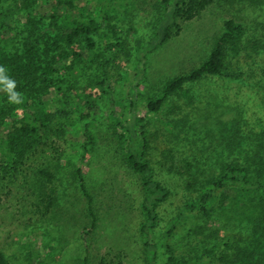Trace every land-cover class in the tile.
<instances>
[{"label":"rangeland","instance_id":"obj_1","mask_svg":"<svg viewBox=\"0 0 264 264\" xmlns=\"http://www.w3.org/2000/svg\"><path fill=\"white\" fill-rule=\"evenodd\" d=\"M13 1H3L2 8ZM76 1L74 17L81 13L82 5H86L84 16H93L100 30L93 32L95 46L89 55L76 62L69 73L62 70L61 78H58L67 77L69 82H61L65 88L78 82L75 89L67 90L74 101L82 99L84 102L93 86L92 81L108 74L105 87L109 93L99 99L95 112L87 119L80 118L78 113L56 118L52 133L41 137L36 156L14 176L0 170V248L9 255L11 264H83L86 256L88 264H101L102 259L105 264H145L147 235L137 226L146 219L141 207L142 173L125 162L123 153L129 134L126 125L131 118L130 98L135 97L136 113L150 120L151 130L157 138L150 156L156 164H161L158 161L165 159V151L173 148L178 158L185 157L203 166L200 179L209 177L214 172L215 150L219 149L211 131L214 120L232 121L238 114L252 126H246L245 132L264 125V60L261 55V51L264 52V6L236 0H214L192 18L177 19L180 28L177 30L172 26L174 34L150 50L145 45L161 17L155 7L157 0H137L136 4L134 0ZM57 4L64 12V2L36 0L34 5L21 6L11 14L9 24L16 34L15 49L26 51L23 44L26 39L20 41L18 34H28L27 17L33 15L38 19L44 16L39 27L41 31L47 30L51 11L57 8ZM228 18L242 22L250 32L236 44V49H240L242 61L239 65L244 72V83L208 76L187 83L162 109L148 110V100L158 98L170 79L191 71L208 58ZM2 38L0 34V40ZM254 42L262 43L263 47L256 51L252 47ZM117 43L122 44V48L116 46L112 56L111 51ZM14 46L8 47V54L16 51ZM55 96L56 90L47 95L50 98ZM191 98L193 104L170 113L177 103L184 105ZM83 102L81 111L86 112ZM189 111L194 112V116ZM85 122H89L93 137V142L86 148ZM2 158L0 152V164ZM43 166L60 169L68 186L48 210L45 193L43 188L37 189L39 181L35 177L36 168ZM78 168H81L83 182L91 195V204L80 188ZM160 178L166 179L173 193L159 206L152 229L151 236L158 243L156 264L165 263L167 242L178 244L177 253L186 256L191 250L190 247L184 249L188 244L202 252L193 238L183 236V226L238 225L219 220L214 217V211L207 216L190 214L184 205L194 195L186 189L183 180L162 169ZM179 215L183 219L177 223L175 234L167 238V231ZM94 217V232L87 249L82 232L93 224ZM199 234V237L203 236Z\"/></svg>","mask_w":264,"mask_h":264},{"label":"trees","instance_id":"obj_2","mask_svg":"<svg viewBox=\"0 0 264 264\" xmlns=\"http://www.w3.org/2000/svg\"><path fill=\"white\" fill-rule=\"evenodd\" d=\"M3 1L6 0H0V34L3 37L0 40V152L3 156L0 170L14 176L29 159L36 156L41 137L52 133L56 118H67L77 113L83 119L92 116L99 99L109 93L105 87L108 74L92 81L93 86L84 102L82 99L74 101L67 90L75 89L74 85L78 82L71 87L68 84L65 88L61 82L68 81L67 77L58 78L62 70L69 73L75 63L81 62L95 46L92 35L94 31L100 30V25L93 16H84L86 5H82L81 13L74 17L73 10L77 8V1L58 0L59 3H65V11H61L57 4V8L51 11L50 27L42 31L39 23H43L44 16L37 19L29 15L26 22L29 26L28 34H18L20 41L26 39L23 42L26 51L19 52L18 47L15 49L14 46L16 34L9 24L11 14L21 6L34 5L36 0H15L5 9L1 6ZM134 1L136 4L137 0ZM213 1L157 0L155 7L161 17L158 26L151 32L146 48L153 50L162 45L174 34L172 26L177 30L180 28L177 19L192 18ZM236 1L264 6V0ZM223 26L208 58L191 71L170 79L158 98L148 100V110L162 109L187 83L208 76L244 83V72L239 65L242 61L240 49H236V44L250 32L242 22L233 18L226 19ZM10 46H14L16 51L8 54ZM116 46L122 48V44L117 43L111 51L112 56L115 55ZM261 46L262 43L254 42L252 47L258 51ZM261 55L264 60L263 51ZM250 86L255 87V84ZM53 90H56V96L47 97ZM81 102L85 104L86 112L81 111ZM188 104H193L192 98L184 105L177 103L170 113H177L182 110L181 106L187 108ZM130 107L131 118L126 125L129 134L123 153L125 162L133 170L142 173L144 191L141 207L146 213V219L142 225L137 226L147 235L144 243L145 264H156L158 243L151 236L152 229L159 214V206L173 193L166 179L160 178L161 169L172 177H180L186 189L194 195L184 205L190 214L207 216L214 211V217L219 220L238 224L183 226V236L193 238L201 246L202 252L188 244L184 249L190 247L191 250L188 251L189 256H186L177 253L178 244L167 242L168 255L163 264H264V125L245 132V127L250 124L238 114L232 121L214 120L211 131L219 145V149L215 150L214 172L200 179L203 166L185 157L178 158L173 148L168 149L167 153L165 151V159L158 161L161 164H156L150 156L153 142L157 140L151 130L150 120L136 113L137 102L134 96L130 98ZM189 113L192 116L195 114L191 111ZM189 113L186 115L189 116ZM83 127L86 148L87 144L93 142V137L89 122H85ZM36 169L35 177L39 181L37 189L43 188L48 210L56 204L61 191L68 190V186L60 169L52 170L48 166ZM77 173L80 188L90 198L91 204V195L83 182L81 168L77 169ZM91 213L93 217L92 210ZM182 219V215L174 218L173 225L167 231V238L175 234L177 223ZM94 227L95 217L93 224L82 232L87 249ZM199 233L203 236L199 237ZM83 261V264H88V257ZM0 264H11L9 255L2 248ZM101 264H105V259L101 260Z\"/></svg>","mask_w":264,"mask_h":264}]
</instances>
